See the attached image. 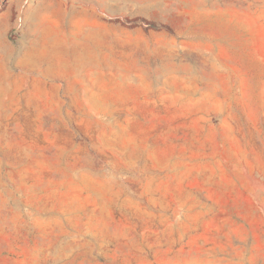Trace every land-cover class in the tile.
<instances>
[{
  "label": "rangeland",
  "instance_id": "1",
  "mask_svg": "<svg viewBox=\"0 0 264 264\" xmlns=\"http://www.w3.org/2000/svg\"><path fill=\"white\" fill-rule=\"evenodd\" d=\"M0 264H264V0H0Z\"/></svg>",
  "mask_w": 264,
  "mask_h": 264
}]
</instances>
